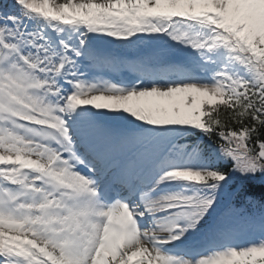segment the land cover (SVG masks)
I'll return each mask as SVG.
<instances>
[{
    "label": "snow or ice",
    "instance_id": "obj_1",
    "mask_svg": "<svg viewBox=\"0 0 264 264\" xmlns=\"http://www.w3.org/2000/svg\"><path fill=\"white\" fill-rule=\"evenodd\" d=\"M0 264H264V0H2Z\"/></svg>",
    "mask_w": 264,
    "mask_h": 264
}]
</instances>
